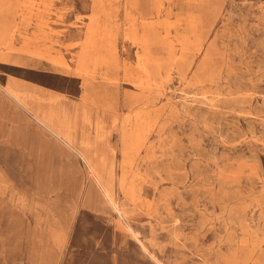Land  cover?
I'll list each match as a JSON object with an SVG mask.
<instances>
[{
  "label": "rangeland",
  "instance_id": "rangeland-1",
  "mask_svg": "<svg viewBox=\"0 0 264 264\" xmlns=\"http://www.w3.org/2000/svg\"><path fill=\"white\" fill-rule=\"evenodd\" d=\"M0 264H264V0H0Z\"/></svg>",
  "mask_w": 264,
  "mask_h": 264
},
{
  "label": "crops",
  "instance_id": "crops-1",
  "mask_svg": "<svg viewBox=\"0 0 264 264\" xmlns=\"http://www.w3.org/2000/svg\"><path fill=\"white\" fill-rule=\"evenodd\" d=\"M15 86L20 87L19 84L11 81L10 86L7 88V90L4 89L5 94L11 98L13 101L17 102V104L21 105V107L28 112V110L33 112V116L35 120L48 132L50 135H52L54 138H56L59 142H61L64 146H66L68 149L76 153L79 158L86 164L92 165L94 163H97V159L91 157L89 155V152H86L82 145L80 143H77L75 140L76 134H70L66 128H68L69 120L76 125V121L78 118V115L83 110H86L87 112L90 111V107L92 106H98L99 104L96 101L84 99L81 94L80 102L77 105H74L70 103L65 98H58L53 95H47V98L45 100L35 99V107L28 108L27 102L23 99L25 96H21L19 93H17ZM34 97L40 95H44L43 91H37L33 90ZM46 101V103H42ZM45 105V106H44ZM102 106V105H99ZM104 107V106H103ZM59 108V109H57ZM108 109L107 107H104ZM113 126L116 125V117L113 118ZM121 124V120H120ZM120 124L117 126V132L120 129ZM107 145L109 142H106ZM111 148V146H108ZM112 152V148H111ZM89 169L91 170V173L96 177L98 181H100L98 175L96 174V167L90 166ZM103 190V188H102ZM104 193V191H103ZM105 196L108 197V200H111L107 194Z\"/></svg>",
  "mask_w": 264,
  "mask_h": 264
},
{
  "label": "bare ground",
  "instance_id": "bare-ground-1",
  "mask_svg": "<svg viewBox=\"0 0 264 264\" xmlns=\"http://www.w3.org/2000/svg\"><path fill=\"white\" fill-rule=\"evenodd\" d=\"M59 109V108H57ZM87 111L83 110V118L86 117ZM68 128L67 131L70 134H79L80 135V140L77 141V143H80L83 147V149L86 152H89V155L95 159H97V163H105L106 158L104 157H98L97 152L99 148V143L103 139L102 136V124L98 121L95 124L91 123H84V122H79L78 118L76 121V125H74L70 120H69ZM103 143V142H102ZM107 144V143H104ZM96 174L98 175L99 179L101 180L103 178L102 173L98 171V168H96ZM101 186L103 188L104 194H107L109 196L108 190H106L103 186V183H101ZM111 202V200H109Z\"/></svg>",
  "mask_w": 264,
  "mask_h": 264
}]
</instances>
